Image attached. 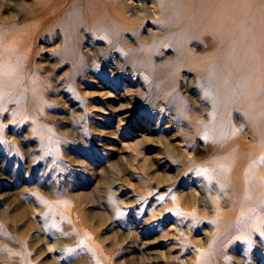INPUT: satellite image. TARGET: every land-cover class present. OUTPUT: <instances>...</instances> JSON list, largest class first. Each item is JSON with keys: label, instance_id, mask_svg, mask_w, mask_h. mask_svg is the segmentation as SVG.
<instances>
[{"label": "bare ground", "instance_id": "obj_1", "mask_svg": "<svg viewBox=\"0 0 264 264\" xmlns=\"http://www.w3.org/2000/svg\"><path fill=\"white\" fill-rule=\"evenodd\" d=\"M20 16L25 22L16 33L13 29L17 26L0 17V112L16 101L17 110L10 114L12 123L15 117L34 112L35 105L45 114L44 81L35 67L26 77L23 96L18 97L15 89L4 96L28 66L33 43L43 31L59 46L64 45L60 54L73 59L65 47L70 52L78 51L83 70L100 71L113 80L119 78L122 70L130 73L140 92L152 93L153 101L163 96L158 105L160 111H166L164 119L185 120L181 126L184 152L172 148L165 127L157 141L184 167L182 176L191 190L186 194L174 189L156 198L160 201V214L153 213L151 208L147 213L149 219L166 215L167 224L171 225L163 228L158 240L149 242L150 245L168 239L166 260L193 264L194 257L181 254L171 238L173 234L180 235L187 244L182 223L198 215L210 240L236 230L242 239L233 244L229 240L217 244L211 241L203 252L212 249L230 264H264V0H33L26 13L15 15ZM205 44V52L199 54L197 50ZM167 51L170 53L162 59L160 55ZM182 68L189 70L192 77L184 78L183 89L177 90V75ZM155 83V87L150 85ZM3 121L0 113V139L14 140L13 127ZM42 126L44 144L56 146V137L47 133L46 125ZM126 148L131 152L133 167L146 177V185L152 179L158 183L173 180L149 171L140 141L128 142ZM201 150H208V154H194ZM72 161L87 166L78 156ZM109 170H104L105 177L112 175ZM25 180H30L28 175ZM29 182L24 190L32 194L34 212L40 213L45 198ZM98 185L93 195L72 194L78 203H61L68 213L65 216L70 215L78 224V234L92 236L94 243L95 228L108 227L127 213L120 203L106 213L89 210L87 207L96 202L95 197H102ZM21 196L19 193L17 199ZM81 208L88 210L86 217L79 214ZM28 212L18 209L15 218L22 220ZM28 218V231L49 225L44 215L34 221ZM45 236L46 251L57 254L59 249L58 256L64 258L66 253L58 233ZM120 237L121 242L135 241L129 246L130 253L133 252L131 249L137 247L136 235L127 233ZM89 248L100 264H124L111 256L112 250L106 245V250L100 252ZM198 262L204 264V260ZM128 264L137 263L132 260Z\"/></svg>", "mask_w": 264, "mask_h": 264}, {"label": "rangeland", "instance_id": "obj_2", "mask_svg": "<svg viewBox=\"0 0 264 264\" xmlns=\"http://www.w3.org/2000/svg\"><path fill=\"white\" fill-rule=\"evenodd\" d=\"M32 1L0 0V17L11 26H17V29H13L15 33L25 22L23 16L15 15L26 13ZM33 45L28 66L4 96H8L12 89H15L18 97L23 96L25 80L35 67L37 75L44 81L46 101L42 103V109L45 114L42 115L35 105L34 112L23 113L15 117L12 123L10 114L17 110L16 101L15 104L11 101L7 109L0 112L3 123L13 127L14 131V140L0 139V264H63L65 261L100 264L93 258L89 246L100 252L106 250L105 245L111 248V256L124 264L132 260L137 264L143 261L148 264H178L175 260L167 261L164 256L170 246L168 239L154 245L149 243L158 240L163 228L170 227L166 215L149 219L147 213L154 208L153 213L160 214L157 212L160 207V201L156 199L158 196L174 189L186 194L191 190L190 184L182 176L184 167L157 141L162 134L161 129L165 127L172 148L184 152L185 143L181 141L184 118L179 121L164 119L166 111H160L158 105L163 96L153 101L152 93L140 92L134 77L124 70L116 80L100 71L83 70V63L76 54L78 51L70 52V48L65 47L73 59L60 54L64 45L59 46L48 32L43 31ZM206 48L205 44L197 52L202 54ZM83 51L87 52L86 49ZM85 53H81L82 58H86ZM169 53L162 52L160 57L164 59L165 54L168 56ZM191 77L192 73L182 68L177 75L176 89H183V79ZM152 84L153 87L157 85ZM123 106H128V109H123ZM42 125L47 126L50 136L56 137V146L44 144L46 137ZM132 141L141 142L149 171L156 176L168 175L173 180L158 183L152 179L146 185V177L133 167L131 152L126 148V144ZM194 154L204 157L208 150ZM75 156L84 159L87 166L72 161ZM104 170H109L112 175L105 177ZM26 175L30 182L25 180ZM112 180L116 182L111 183ZM27 182L45 198L42 200L44 210L40 213L34 212L32 194L24 190ZM97 185L102 197L96 196V202L87 207L89 210L106 213L113 211L115 204L120 203L127 213L116 218L108 227L91 230L96 235L94 243L92 236L86 238L78 234V224L70 215L65 216L68 213L61 203H78L72 194L85 192L93 195L97 192ZM19 193L21 199H17ZM23 208L29 211L27 217L16 219L18 209ZM87 211L81 208L79 214L86 217ZM40 215L48 220V227H34L28 231L27 218L34 221ZM181 227L186 231L187 244L181 241L180 235L173 234L171 240L186 258L194 257L193 264H201L198 261L202 260L204 264H230L224 257L214 254L212 249L203 252L204 247L211 241L214 244L228 240L231 244L242 241L237 236V230L222 233L216 240H210L198 215L190 216ZM54 232L58 233L66 253L64 258L58 256L59 249L57 254L46 251L44 237L46 233ZM127 233H134L137 237V247L132 248L131 253L129 246L135 241L121 242L120 235Z\"/></svg>", "mask_w": 264, "mask_h": 264}]
</instances>
